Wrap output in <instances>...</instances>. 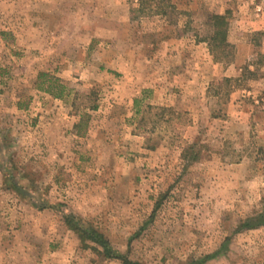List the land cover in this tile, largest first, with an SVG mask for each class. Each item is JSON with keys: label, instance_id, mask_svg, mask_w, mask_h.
<instances>
[{"label": "rangeland", "instance_id": "rangeland-1", "mask_svg": "<svg viewBox=\"0 0 264 264\" xmlns=\"http://www.w3.org/2000/svg\"><path fill=\"white\" fill-rule=\"evenodd\" d=\"M258 146L264 0H0V264H264Z\"/></svg>", "mask_w": 264, "mask_h": 264}, {"label": "trees", "instance_id": "trees-1", "mask_svg": "<svg viewBox=\"0 0 264 264\" xmlns=\"http://www.w3.org/2000/svg\"><path fill=\"white\" fill-rule=\"evenodd\" d=\"M209 22H211L212 32L206 40L211 51H213V56L217 61H221L223 56L229 52L230 44L227 42V23L226 17L223 15H212L209 17ZM36 89L43 91L49 95H52L56 99H62L64 95L65 88L59 83L57 78L51 77L48 74L40 73L37 76L35 82ZM255 162L261 165V170L263 173V183H264V146H258L255 151ZM63 222L71 230H73L80 239L91 240L97 243L103 248L106 255L110 253L109 244L104 241L101 237L96 236L93 232L84 228L82 224L74 219L72 215H65L62 217ZM264 223V222H262ZM109 246V247H108Z\"/></svg>", "mask_w": 264, "mask_h": 264}]
</instances>
